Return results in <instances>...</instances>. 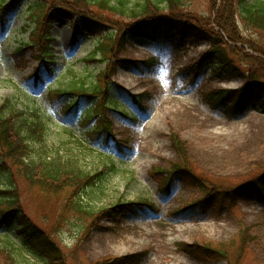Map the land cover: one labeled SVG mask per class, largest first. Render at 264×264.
<instances>
[{
    "label": "rangeland",
    "instance_id": "rangeland-1",
    "mask_svg": "<svg viewBox=\"0 0 264 264\" xmlns=\"http://www.w3.org/2000/svg\"><path fill=\"white\" fill-rule=\"evenodd\" d=\"M34 1L22 0L19 10L8 17L6 32H0V105L10 100L15 110L26 115L36 110L49 115L51 150L77 156L92 174L106 171L99 182L76 193L77 198L72 188L45 193L19 173L14 175L22 209L55 237L67 264H117V258L138 254L144 258L136 264H264V198L247 185L264 174V97L255 89L241 112L229 114L230 101L212 108L207 94L216 89L240 91L246 81L221 82L203 60L211 48L207 42L192 37L182 41L176 33L178 23L153 20L146 27L151 37H130L126 50L112 56L114 61L124 58L137 65L116 62L111 77L108 97L120 102V107L106 110V116L117 143L90 140L86 128L94 120L87 124L85 118L91 104L84 103L76 115L66 114L65 104L51 105L47 94L49 88L69 89L74 80L90 83L105 69L104 62H87L96 38L56 17L51 29L56 71L53 77L46 76L44 85L35 86L28 79L36 64L19 68L12 57L20 41L28 40L30 32L22 29ZM213 1L189 0L187 9L206 17L219 6ZM241 30L248 33L242 24ZM231 56L237 59V54ZM151 58L157 59L152 69L140 72L145 70L141 62ZM30 59L28 52L26 60ZM132 96L140 97L142 108H137ZM173 135L183 143L197 179L207 181L206 190L239 188L235 201L225 194L221 206L218 197L223 194L217 192L206 199L201 212L199 207L188 208L196 200L203 201L206 192L186 176L170 173L179 163ZM117 144L122 150H117ZM5 182L0 176V189ZM70 195L72 202L77 199L93 209V215H81L66 205ZM145 201L153 209L143 214H109L118 204ZM66 206L71 212H66ZM0 245L14 249L29 264H47L23 249L11 225L0 227ZM188 245H197L202 253H188Z\"/></svg>",
    "mask_w": 264,
    "mask_h": 264
},
{
    "label": "trees",
    "instance_id": "trees-1",
    "mask_svg": "<svg viewBox=\"0 0 264 264\" xmlns=\"http://www.w3.org/2000/svg\"><path fill=\"white\" fill-rule=\"evenodd\" d=\"M21 1L0 2L1 32H6L8 16L19 10ZM188 1L35 0L30 7L29 23L22 30L25 33L30 32L28 40L19 43L12 57L17 62V67L23 68L29 64L26 54L30 51L31 58L39 65L29 76V80L36 85H42L45 78L44 71L46 70L50 76H53L55 72L52 67L55 61L51 46L54 40L50 29L56 13L62 19L71 21L75 28H83L86 34L96 38L97 45L87 62H104L105 69L101 70L90 83L80 79L74 80L69 89H50L48 96L51 105L57 101L64 103L66 114L75 115L82 103H90L85 120L87 124L95 120V126L86 129L87 135L93 139L103 138L102 141L107 144L111 138L115 139V137L112 124L106 116V110L120 107L119 102H111L108 97L112 84L111 77L117 69L115 64L118 62L137 66L136 62L130 60L114 61L112 56L124 50L128 35L144 36L146 23L170 19L180 23L177 33L182 41L185 37H192L196 42L210 44L211 48L203 56V60H208L212 64L215 78L222 81L240 78L246 81L240 91L216 89L205 96L207 103L216 109L222 108L226 102L231 101L233 107L229 114L236 113L237 109H241L252 100L253 84L256 85L260 95H264V44L261 42L264 38V0H214L213 3L219 6L215 5L216 7L212 8V14L206 17L192 14L193 12L187 9L190 5ZM109 14L111 15L108 16ZM241 24L244 30L248 31L246 35L241 30ZM232 54H237V59L232 57ZM112 60L113 64H110ZM155 63L154 59L144 61L142 64L145 70L141 68L140 72L150 71ZM239 63H245V69L240 67ZM73 77L76 78L75 75ZM130 98L137 107L142 108L140 97ZM49 119V115L41 114L37 110L27 115L19 112L12 107L10 100L0 105V176L6 181L5 188L0 189V227L13 226L23 249L35 259L43 260L47 264H67L66 255L55 237L36 225L22 209L14 175L19 173L30 186L37 187L45 193H58L72 188L73 197L77 198L76 193L87 189L93 182L101 180L106 171L92 174L80 165L77 156L62 155L59 150H51L48 140L53 133ZM172 139L179 163L173 165V171L170 173L186 176L189 183L197 184L206 192V198L203 201L196 200L188 208L199 207L197 210L201 212V206H204L206 199L217 192L223 194L218 197L221 206L225 194H231L232 201H235L239 188L226 192L222 189L206 190L207 181L197 179L195 176L180 138L173 135ZM117 146L119 150H122L121 146ZM13 167L16 172L13 171ZM110 167L115 170L113 164ZM263 184L264 174H261L247 184L249 188H244L254 192L253 187H255L259 191L257 194L264 198ZM68 203L81 215H93L94 210L84 207L79 200L72 202L71 195L66 205H69ZM147 209H153V207L146 201L145 203L131 202L116 205L109 214L117 215L124 211L143 214ZM67 211L71 212L66 206ZM192 246L194 245H188L186 248L188 253L192 255L195 252L202 253L196 250L197 245L194 248ZM216 253L226 257L225 253ZM143 258L144 254H138L117 258L116 263L136 264ZM26 261L14 249L0 245V264H29Z\"/></svg>",
    "mask_w": 264,
    "mask_h": 264
}]
</instances>
